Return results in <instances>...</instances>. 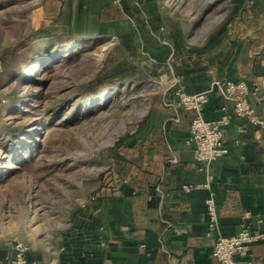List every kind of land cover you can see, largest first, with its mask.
<instances>
[{"label":"crops","instance_id":"obj_1","mask_svg":"<svg viewBox=\"0 0 264 264\" xmlns=\"http://www.w3.org/2000/svg\"><path fill=\"white\" fill-rule=\"evenodd\" d=\"M61 1L68 7L73 34L82 33L84 16L91 13L100 27L131 23L145 29L160 44L154 60L166 72L158 103L120 152L127 160L126 175L105 182L93 197L79 199L78 210L66 211L58 227L34 224L27 230L18 225L15 236L28 247L26 259L30 264H219L213 257L219 237L248 226L264 231V127L234 119L223 130L229 154L209 165L212 182L206 187L207 170L195 159L190 140L193 113L181 106L177 92L193 94L215 82L245 81L252 92L249 101L264 120L262 8L255 7L252 19L243 17L216 31L207 46L190 47L206 52L205 63L196 67L178 53L184 46H175L159 21L138 18L156 8L144 7L148 0ZM232 110L233 103L214 88L203 114L207 121H219ZM211 195L216 225L205 203ZM6 234L0 228V264L15 257V242ZM239 258L264 264V241Z\"/></svg>","mask_w":264,"mask_h":264},{"label":"rangeland","instance_id":"obj_2","mask_svg":"<svg viewBox=\"0 0 264 264\" xmlns=\"http://www.w3.org/2000/svg\"><path fill=\"white\" fill-rule=\"evenodd\" d=\"M144 7L156 8L140 20L159 21L175 46L195 48L252 19L255 7L264 14V0H148ZM99 22L86 14L82 33L73 34L61 0H0V228L10 241H21V225L60 226L79 199L124 177L117 145L159 101L166 70L154 60L162 51L156 38L131 23ZM108 60L129 61L143 80L101 84Z\"/></svg>","mask_w":264,"mask_h":264},{"label":"built area","instance_id":"obj_3","mask_svg":"<svg viewBox=\"0 0 264 264\" xmlns=\"http://www.w3.org/2000/svg\"><path fill=\"white\" fill-rule=\"evenodd\" d=\"M216 89L219 97L225 102L233 103V110L229 111L219 121H207L203 111L209 102L210 93ZM251 89L245 81L226 80L215 82L209 90L193 94L177 92L181 106L193 113L190 126V140L194 144L195 159L207 170V185L212 182L208 172L209 165L229 154V149L223 140V130L234 119H243L253 126L263 128L264 120L260 119L249 101ZM264 100V95L261 96ZM192 187H185L189 191ZM206 207L211 224L218 222L215 200L211 195L206 199ZM249 215V214H247ZM264 241V231L244 227L234 236H221L217 240L213 257L219 264H253L249 260H242L239 256L246 255L252 245ZM15 257L8 264H30L26 259L27 245L22 241L14 243Z\"/></svg>","mask_w":264,"mask_h":264},{"label":"trees","instance_id":"obj_4","mask_svg":"<svg viewBox=\"0 0 264 264\" xmlns=\"http://www.w3.org/2000/svg\"><path fill=\"white\" fill-rule=\"evenodd\" d=\"M261 1V0H257ZM180 55L188 56L189 62L193 66H201L205 63V56L206 52L204 50L195 52L194 49L190 47H182L179 52ZM135 67L132 63H130L127 60H121V61H112L108 60L105 64L102 72L98 76L97 80L108 87H113L114 85L120 84V83H126V82H134V81H142L143 78L141 77H135ZM125 144L123 142L119 143L117 145V160H119L120 163H122L124 166L127 162L124 156L120 154L119 149L124 148Z\"/></svg>","mask_w":264,"mask_h":264}]
</instances>
